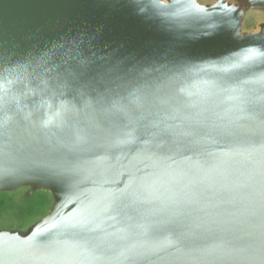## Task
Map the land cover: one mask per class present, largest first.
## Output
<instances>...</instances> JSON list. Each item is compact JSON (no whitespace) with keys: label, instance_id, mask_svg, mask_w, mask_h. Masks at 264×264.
Segmentation results:
<instances>
[{"label":"water","instance_id":"1","mask_svg":"<svg viewBox=\"0 0 264 264\" xmlns=\"http://www.w3.org/2000/svg\"><path fill=\"white\" fill-rule=\"evenodd\" d=\"M7 197L0 264H264V0H0Z\"/></svg>","mask_w":264,"mask_h":264},{"label":"rangeland","instance_id":"2","mask_svg":"<svg viewBox=\"0 0 264 264\" xmlns=\"http://www.w3.org/2000/svg\"><path fill=\"white\" fill-rule=\"evenodd\" d=\"M251 21L249 22L250 25L249 27L251 28H256V23L257 21H259V18L257 19H250ZM46 197L45 196H40L37 199H35L34 203L30 206V213H37V212H41L43 210L44 204H46L45 201ZM3 202H5V206H1V207H8L11 205V203H14V200L11 198H3Z\"/></svg>","mask_w":264,"mask_h":264},{"label":"trees","instance_id":"3","mask_svg":"<svg viewBox=\"0 0 264 264\" xmlns=\"http://www.w3.org/2000/svg\"><path fill=\"white\" fill-rule=\"evenodd\" d=\"M5 206V202L3 200H0V207ZM25 213H30V210L25 211Z\"/></svg>","mask_w":264,"mask_h":264}]
</instances>
